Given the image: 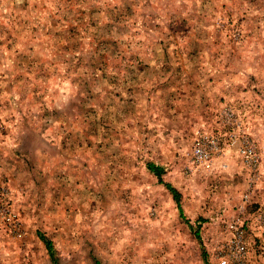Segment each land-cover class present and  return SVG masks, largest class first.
Listing matches in <instances>:
<instances>
[{
	"label": "rangeland",
	"instance_id": "374dc122",
	"mask_svg": "<svg viewBox=\"0 0 264 264\" xmlns=\"http://www.w3.org/2000/svg\"><path fill=\"white\" fill-rule=\"evenodd\" d=\"M261 211L264 0H0V264H262Z\"/></svg>",
	"mask_w": 264,
	"mask_h": 264
},
{
	"label": "built area",
	"instance_id": "2783aa9c",
	"mask_svg": "<svg viewBox=\"0 0 264 264\" xmlns=\"http://www.w3.org/2000/svg\"><path fill=\"white\" fill-rule=\"evenodd\" d=\"M218 151V142L215 137L207 134L198 135L193 143L192 156L195 163L202 168L210 170L213 166V154ZM238 152L242 159L254 164L257 161V153L255 147L245 141L238 148ZM4 220L8 224L11 231L20 235L22 232L18 215L15 211L8 207L1 208ZM264 225V217L262 218ZM232 236L224 247L223 252H219V264H244L246 253V243L244 242V225L243 223L232 222L228 225Z\"/></svg>",
	"mask_w": 264,
	"mask_h": 264
},
{
	"label": "trees",
	"instance_id": "16d2710c",
	"mask_svg": "<svg viewBox=\"0 0 264 264\" xmlns=\"http://www.w3.org/2000/svg\"><path fill=\"white\" fill-rule=\"evenodd\" d=\"M147 167H148V170L151 171L154 175H156L158 177V179L161 181V174H162V168L161 166L157 165V164H154V163H148L147 164ZM165 186L166 188L172 193L174 199L177 201V203H179V194L178 192L176 191V189L174 187H172L170 184L168 183H165ZM178 208L179 210H181L180 208V204H178ZM195 234L196 236H198L197 232L195 231ZM44 242H45V245H46V248L48 249V252L51 256V258H54L53 257V253H52V244L49 240L43 238Z\"/></svg>",
	"mask_w": 264,
	"mask_h": 264
},
{
	"label": "crops",
	"instance_id": "0c3cea01",
	"mask_svg": "<svg viewBox=\"0 0 264 264\" xmlns=\"http://www.w3.org/2000/svg\"><path fill=\"white\" fill-rule=\"evenodd\" d=\"M196 3H200V4H202L203 2L205 3V2H207V1H213V2H220V1H223V0H194ZM222 3V2H221ZM215 6V5H214ZM214 6H212V7H210V8H213ZM222 72H227V71H223V69H222ZM189 85H190V88H192L193 90H195V91H202L203 90V92L202 93H205L206 91H207V86H205V85H201V84H199V79L198 80H195V81H193L192 83H189ZM239 87V86H238ZM242 98V97H241ZM246 100V99H245ZM207 101L209 102V100H208V98H207ZM204 104H207V102H204ZM246 104H249L248 102H246ZM233 115H234V113H233ZM237 115V114H236ZM236 120L238 121V119L236 118ZM262 213L264 212V211H261ZM256 226V225H255ZM252 227L253 228V231H254V233L255 234H258V235H262V231L261 230H256V227ZM258 228H261V227H258ZM260 242H261V244H263L264 243V238L262 237V239L260 240ZM254 263V262H253ZM255 264V263H254ZM259 264H261V263H259ZM262 264H264V262L262 263Z\"/></svg>",
	"mask_w": 264,
	"mask_h": 264
}]
</instances>
